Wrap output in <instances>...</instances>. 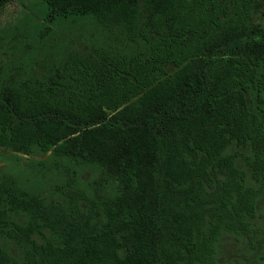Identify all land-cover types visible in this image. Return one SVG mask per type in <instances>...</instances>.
<instances>
[{
    "label": "trees",
    "instance_id": "trees-1",
    "mask_svg": "<svg viewBox=\"0 0 264 264\" xmlns=\"http://www.w3.org/2000/svg\"><path fill=\"white\" fill-rule=\"evenodd\" d=\"M33 7L0 29V147L26 161L0 170V264H235L227 235L264 264V0ZM73 20L109 40L39 63Z\"/></svg>",
    "mask_w": 264,
    "mask_h": 264
},
{
    "label": "rangeland",
    "instance_id": "rangeland-1",
    "mask_svg": "<svg viewBox=\"0 0 264 264\" xmlns=\"http://www.w3.org/2000/svg\"><path fill=\"white\" fill-rule=\"evenodd\" d=\"M26 5H23L19 0H13L0 8V29L7 26L9 23L20 22L24 20L25 12L31 10L36 13V8L33 7L34 0H23ZM30 8V9H29ZM28 10V11H27ZM38 12V11H37ZM37 14V13H36ZM264 23V17L262 18ZM122 38L115 37L112 43L119 45ZM109 40L106 37L104 30L88 21L73 20L65 22L57 26L48 36L47 41L40 45L36 51V57L39 63L51 64L60 60L67 50H75L90 45L94 42ZM110 42V41H109ZM37 63V64H39ZM21 155V154H20ZM12 154L9 150L0 147V170L1 169H19L23 164H26L25 157ZM26 156V155H25ZM93 172L90 169H84L83 176L88 179ZM261 212L264 213V189L261 192L260 199ZM263 247V246H260ZM220 258L224 260L229 258L228 262L238 264L243 257L242 252H252L246 243L241 242L231 235H227L221 239L219 244ZM253 264H258L254 262Z\"/></svg>",
    "mask_w": 264,
    "mask_h": 264
}]
</instances>
